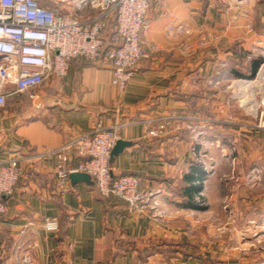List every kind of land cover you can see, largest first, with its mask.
Masks as SVG:
<instances>
[{"label":"crops","instance_id":"1","mask_svg":"<svg viewBox=\"0 0 264 264\" xmlns=\"http://www.w3.org/2000/svg\"><path fill=\"white\" fill-rule=\"evenodd\" d=\"M63 10L80 19L99 12L79 0ZM149 17L142 36L149 56L123 93L110 67L81 58L64 76L47 78L35 100L11 79L3 83L0 161L19 157L22 174L0 219V264H23L25 253L34 264H264V254L247 250L245 240H256L237 233L264 221V128L248 108L241 112L243 100L236 105L246 91L242 79L249 80L236 73L250 74L256 59L264 63V0H152ZM180 24L185 31L176 32ZM114 25L110 20L106 37ZM119 103L120 136L130 145L111 159L113 175L138 177L159 201L156 210L131 213L121 198L101 196L92 176L71 180L64 192L56 186L54 151L99 123L112 126ZM174 110L190 119L162 137L147 136L143 119ZM187 122L207 145L195 141ZM233 141L235 163L222 153ZM254 167L263 170L256 185L248 182ZM200 196L207 209L186 207ZM45 218L58 220L61 231L46 230Z\"/></svg>","mask_w":264,"mask_h":264},{"label":"built area","instance_id":"2","mask_svg":"<svg viewBox=\"0 0 264 264\" xmlns=\"http://www.w3.org/2000/svg\"><path fill=\"white\" fill-rule=\"evenodd\" d=\"M49 1L51 6L43 0H0V107L8 101L7 94L1 91L4 82L11 79L17 92L26 93L35 100L38 88L47 78L64 76L71 62L79 58L110 67L112 85L123 93L137 65L149 56L142 36L150 28L152 0H79V5L89 3L99 10L89 19H80L63 10L76 0ZM112 19L115 25L106 37L104 32L110 28ZM176 30L183 32L185 28L180 24ZM174 31L173 27L169 28L170 33ZM205 43L206 39L201 44ZM184 48L190 49L187 44ZM251 58L252 55H248V59ZM250 81L242 79L246 84ZM252 100L255 105H250L249 113L256 119V127L264 128V96L258 101L255 94ZM120 110L119 103L112 126L104 127L99 123L93 133L80 134L54 151L57 156L56 186L64 192L70 187L71 173H87L94 178L101 196L121 198L131 213L156 210L159 201L152 191L141 188L138 177L113 175L112 150L121 139L120 129L124 125L119 118ZM188 119L185 114L174 110L149 116L143 119V124L147 136L155 138L164 136L172 124ZM186 126L196 132L194 139L197 143L207 145L201 138L203 131H197L189 122ZM222 153L231 156L235 163L238 159L237 141H233L228 151L222 149ZM74 159L76 162H72ZM21 174L19 157L0 161V219L8 208L6 199L14 194ZM262 180V168L254 167L248 182L256 185ZM43 226L48 231H58L60 223L56 219L45 218ZM22 263L34 264V260L25 253Z\"/></svg>","mask_w":264,"mask_h":264},{"label":"rangeland","instance_id":"3","mask_svg":"<svg viewBox=\"0 0 264 264\" xmlns=\"http://www.w3.org/2000/svg\"><path fill=\"white\" fill-rule=\"evenodd\" d=\"M256 77L253 78V79H249V80H255ZM261 77L264 78L263 76H261ZM261 77H260V79H261ZM245 84L243 86H244V90H246V91L239 93V95H237L238 96V99H236L237 100L236 101V105L237 106L240 104V101H242V100L244 101L245 100L246 103H244V104L242 103V108H241V112L244 115H245V113H244L245 112V109L246 108H249L250 105H254V101H250L249 100L251 98L250 97L251 91H253L255 94H257V100L258 101L260 100V98L262 96H264V91L261 92L262 90H264V83L260 87L259 86L257 87L256 84L251 83V82H250L249 85H245ZM232 221H233V219H232ZM233 224H235V223L232 222L231 223V226H233ZM252 226H254L253 229L247 230L246 233H245V231L240 230V229L238 230L240 232H237V233H239V235L242 236L243 239L245 237L246 238L247 237H253V240H256L255 243H254V245H250L251 244V239L245 240V241L248 242L247 243V250H248V252H251V251L254 250L258 254L262 255V254H264V221H262L260 223H253ZM231 232L233 233L234 230L231 231ZM254 253L252 252L251 254H254Z\"/></svg>","mask_w":264,"mask_h":264},{"label":"trees","instance_id":"4","mask_svg":"<svg viewBox=\"0 0 264 264\" xmlns=\"http://www.w3.org/2000/svg\"><path fill=\"white\" fill-rule=\"evenodd\" d=\"M108 43H109V45H111L109 40H108ZM262 63H263V58L256 59L253 61L250 74L236 73V75H238L239 77L253 79L256 77ZM207 173H208V171H206L204 169H203V171H201L199 173V184L194 186V188L197 192H200L202 190V187H203L202 181H203V179ZM185 205H186V207H190V208H194V209H200V210L207 209V204H206V201H205L203 196H200L198 198V200H189ZM59 231H61V223H60V227L58 229V232ZM63 234H64V230L61 232L60 240L64 237Z\"/></svg>","mask_w":264,"mask_h":264},{"label":"water","instance_id":"5","mask_svg":"<svg viewBox=\"0 0 264 264\" xmlns=\"http://www.w3.org/2000/svg\"><path fill=\"white\" fill-rule=\"evenodd\" d=\"M130 145V142L120 139L114 149L112 150V157L118 156L120 153L124 151V149ZM90 175L87 173H81V172H74L70 175V180H76V179H86L89 178Z\"/></svg>","mask_w":264,"mask_h":264},{"label":"bare ground","instance_id":"6","mask_svg":"<svg viewBox=\"0 0 264 264\" xmlns=\"http://www.w3.org/2000/svg\"><path fill=\"white\" fill-rule=\"evenodd\" d=\"M261 69H262V70H261ZM261 76L264 77V63H263V65H262L261 68H260V71H259V73H258L257 78H256L255 80L250 81V82L253 83L254 81L258 80V78L261 77ZM261 79L264 81V78L261 77ZM250 82L247 83V84H245V85H249ZM263 83H264V82H263ZM263 83H262V85H263ZM262 85H261V86H262ZM261 88H262V87H261ZM247 91H248V90H247ZM263 91H264V90H262L261 92H263ZM252 101H253V100H252ZM244 103H246L245 100H244L243 104H244ZM254 105H255V104H254ZM254 105H251V106H254Z\"/></svg>","mask_w":264,"mask_h":264}]
</instances>
